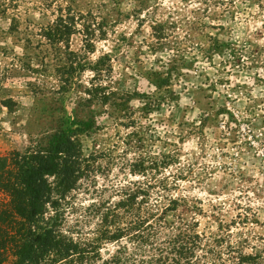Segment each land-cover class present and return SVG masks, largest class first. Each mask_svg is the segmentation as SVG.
<instances>
[{
	"label": "rangeland",
	"instance_id": "1",
	"mask_svg": "<svg viewBox=\"0 0 264 264\" xmlns=\"http://www.w3.org/2000/svg\"><path fill=\"white\" fill-rule=\"evenodd\" d=\"M69 14L72 34L52 45L44 32ZM91 82L113 97L91 99ZM80 122L73 236L94 237L135 185L141 215L171 199L167 221L264 251V0H0V156Z\"/></svg>",
	"mask_w": 264,
	"mask_h": 264
},
{
	"label": "trees",
	"instance_id": "2",
	"mask_svg": "<svg viewBox=\"0 0 264 264\" xmlns=\"http://www.w3.org/2000/svg\"><path fill=\"white\" fill-rule=\"evenodd\" d=\"M73 22L70 14L58 17L44 38L52 45L63 42L72 34ZM151 78L157 89L169 81L168 75L162 78L156 72ZM63 81L69 83L70 77ZM88 90L101 101L114 95H102L96 82ZM113 102L125 108L123 102ZM76 124L56 131L46 143L0 156V195L6 198L0 203V264L10 258L11 264H264V251L245 253L228 235L197 232L195 221L162 218L174 200L158 216L141 215L136 197L144 191L135 185L125 188L124 197L111 208L101 209L94 237L73 236L62 228L66 199L88 167L74 138L87 123ZM103 241L116 244L106 257L100 253Z\"/></svg>",
	"mask_w": 264,
	"mask_h": 264
}]
</instances>
